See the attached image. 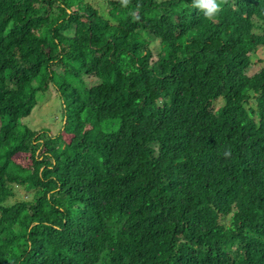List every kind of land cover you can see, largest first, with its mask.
<instances>
[{
    "label": "trees",
    "instance_id": "obj_1",
    "mask_svg": "<svg viewBox=\"0 0 264 264\" xmlns=\"http://www.w3.org/2000/svg\"><path fill=\"white\" fill-rule=\"evenodd\" d=\"M106 2L0 0V264H264V0ZM57 72L64 128H21Z\"/></svg>",
    "mask_w": 264,
    "mask_h": 264
},
{
    "label": "rangeland",
    "instance_id": "obj_2",
    "mask_svg": "<svg viewBox=\"0 0 264 264\" xmlns=\"http://www.w3.org/2000/svg\"><path fill=\"white\" fill-rule=\"evenodd\" d=\"M162 1V0H159ZM90 4L97 8L102 15L108 17L107 14V2L106 0H82V5ZM149 41L153 39L147 36ZM152 47L154 48V54L157 55L160 50V45L158 41H154ZM264 67V47H259L255 53L252 55V65L248 69V75L252 76L258 73ZM62 72V69H58ZM60 73H56V78L54 81L49 83L47 90L39 92L37 94V105L34 108L30 116L21 120V128L29 127L35 132L44 133L49 136L58 135L64 128L69 117V107L70 99L66 95L62 96L60 93ZM72 81L75 86H82V82L73 81V79H68V82ZM85 81L93 86L99 81L96 77H85ZM224 104L223 100L217 102V108ZM254 108L255 103L251 104ZM103 131H116L118 129V123L111 125V123H103L100 127ZM12 190L14 192L13 197L7 201V204H15L22 201H33L35 199V192L32 189H28L24 186H13Z\"/></svg>",
    "mask_w": 264,
    "mask_h": 264
},
{
    "label": "clouds",
    "instance_id": "obj_3",
    "mask_svg": "<svg viewBox=\"0 0 264 264\" xmlns=\"http://www.w3.org/2000/svg\"><path fill=\"white\" fill-rule=\"evenodd\" d=\"M191 7L201 12L209 21H214L222 11L218 0H191Z\"/></svg>",
    "mask_w": 264,
    "mask_h": 264
}]
</instances>
